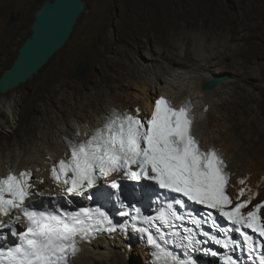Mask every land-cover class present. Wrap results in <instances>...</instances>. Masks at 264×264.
Wrapping results in <instances>:
<instances>
[{"label": "bare ground", "instance_id": "obj_1", "mask_svg": "<svg viewBox=\"0 0 264 264\" xmlns=\"http://www.w3.org/2000/svg\"><path fill=\"white\" fill-rule=\"evenodd\" d=\"M149 1L143 6V0H117L119 34L114 43L99 39L94 44L89 52L94 75L87 82L42 85L50 102L46 100L42 109L52 113L42 123L31 117L16 133L22 138L13 148L3 150L0 145V176L9 170L30 171L36 186L52 193L56 187L48 171L59 157L67 156L65 138L89 134L112 107L145 113L151 111L154 99L167 96L177 105L185 99L194 103V134L205 148L213 144L225 156L232 197L241 187L264 196V119L254 105L259 80L256 58L264 44V24L255 13L264 7L262 0L247 5L244 0L236 4L230 0L232 8L222 0ZM188 1L196 8L195 15ZM196 32L211 39L209 44L195 46L201 42ZM225 72L232 75L230 80L202 89L205 81ZM120 96L126 101L118 102ZM12 100H0V118L10 112ZM26 111L34 115L38 107L27 106ZM17 125L6 130L16 132ZM241 179L244 184L238 183ZM248 195L246 191L242 198ZM149 259V250L130 236L99 234L81 241L69 264H150Z\"/></svg>", "mask_w": 264, "mask_h": 264}, {"label": "snow or ice", "instance_id": "obj_2", "mask_svg": "<svg viewBox=\"0 0 264 264\" xmlns=\"http://www.w3.org/2000/svg\"><path fill=\"white\" fill-rule=\"evenodd\" d=\"M139 113V109H137ZM193 118L190 101L179 108L173 107L163 96L154 102L150 118L142 119L138 114L112 110L101 128L84 141H68L70 156L61 158L50 170L51 179L63 188L65 197H83L101 181H110L108 187L121 208L122 216H130L131 228L147 235V243L155 249L157 264H197L190 252L201 250V246L212 243L222 246L230 252L237 249L251 253L257 247H264V240H256L249 231L264 238V201L256 203L249 210V205L257 195L243 187L237 191L235 202L227 194L229 176L220 155L212 147L202 150L199 141L192 134ZM113 174L135 182L146 181L145 188L156 193L163 190L167 206L157 216L141 214L140 208L127 206L121 199L120 182L112 178ZM32 173L21 171L18 174L9 172L0 177V241L5 237L2 230H8L17 241H10L8 246L0 243V264H69V257L78 251L79 241L90 239L99 231L123 230L128 223L114 224L113 219L101 207H79L69 211L61 207L56 200L45 203L36 198L45 193L34 191L30 182ZM43 183V180L40 181ZM238 183L244 184L243 179ZM249 191L247 198L241 199ZM172 194H177L173 196ZM89 200L92 196L87 197ZM69 203L71 201L69 200ZM190 204L201 205L211 210L204 217L191 212L180 215L174 205L188 208ZM54 204L55 208H50ZM18 210L21 215L12 216ZM219 217L230 227H221ZM135 213L134 215L132 213ZM26 222L23 230L15 227L21 219ZM189 220L197 229L210 223L212 231L197 232L183 228V234L177 229L180 225L174 221ZM142 221L145 227H137ZM166 227L162 232L154 222ZM156 228V233L152 228ZM232 233L242 237L234 238ZM198 235L204 237L197 239ZM179 242L184 249L180 258L165 245ZM205 254L217 256V251L204 247ZM259 264H264V253L258 256ZM225 264H238L232 255L224 254Z\"/></svg>", "mask_w": 264, "mask_h": 264}, {"label": "rangeland", "instance_id": "obj_3", "mask_svg": "<svg viewBox=\"0 0 264 264\" xmlns=\"http://www.w3.org/2000/svg\"><path fill=\"white\" fill-rule=\"evenodd\" d=\"M43 1L44 0H0V75L4 69L12 64L22 42L30 34V26L35 10ZM85 1V9L77 20L65 46L54 54L50 60L26 82L5 94H0V100L2 99V101L9 102L13 97L10 112H5L0 118L3 122L0 125V136L3 137V139L0 140V145L3 150L13 148L16 139L20 140L22 138L20 135L16 136V133L19 132V128L26 126V122H29L31 117H35V121L40 123L48 120L47 114L49 115L52 112L51 110L45 112L42 109V106H44L43 103L46 100L50 103L43 91L44 88L42 85L52 84V86L60 87L66 80L71 82L74 81L79 85L84 84L94 75L92 63L89 59V52L94 44L99 39L104 40L108 44L115 42L114 40L118 36L121 26L119 24V19L115 15L117 0ZM148 1L149 0H143V6L150 5L151 2ZM212 1L213 0H208L209 3H212ZM222 1L232 8L233 2L230 0ZM244 1L247 5L251 0ZM261 2V6H264V0ZM234 4H236V0H234ZM188 8L191 14L195 15L196 8L192 1H188ZM215 17L217 18L218 15L216 14ZM255 18L260 19L264 24V7L260 8L259 11L255 13ZM198 22L200 23V20H198ZM197 34H199V36ZM197 34L196 40L199 39L201 42L197 43L195 46L201 45V43L203 44L204 42L209 44L211 41V39H205L201 33ZM259 48L261 54L257 55V64L255 66L259 80L256 82V88L254 89V94L256 95L254 105L259 108V117L264 119V44H261ZM144 53L148 54V50L145 49ZM79 61H83L85 65V72L83 74L76 72ZM220 76L226 77L225 80H230L232 78L229 72H225ZM182 77L187 78L185 76ZM62 89L63 87L60 88L59 93ZM59 93L58 96H60ZM138 93L143 96L142 92ZM117 101H126V97L120 96ZM134 102L135 101H131L130 104L133 105ZM27 106L38 107L37 114L31 115L30 111L27 112ZM19 117L20 119H18ZM27 119L29 120L27 121ZM69 119L71 120V117H69ZM16 123L18 124L16 132L6 130L14 128ZM15 136L16 138H14Z\"/></svg>", "mask_w": 264, "mask_h": 264}, {"label": "water", "instance_id": "obj_4", "mask_svg": "<svg viewBox=\"0 0 264 264\" xmlns=\"http://www.w3.org/2000/svg\"><path fill=\"white\" fill-rule=\"evenodd\" d=\"M85 6V0L43 1L34 13L30 34L22 42L12 64L0 75V94L26 82L65 46ZM76 72H85L83 61L78 62ZM224 79V76L209 79L202 84V89H211Z\"/></svg>", "mask_w": 264, "mask_h": 264}, {"label": "clouds", "instance_id": "obj_5", "mask_svg": "<svg viewBox=\"0 0 264 264\" xmlns=\"http://www.w3.org/2000/svg\"><path fill=\"white\" fill-rule=\"evenodd\" d=\"M81 14H82V13H81ZM159 97H161V96H159ZM159 97H157L156 99H158ZM163 97H165L167 100H169L170 102H172V104H173L174 106H180V105H181L183 102H185V101H190L191 104L194 105V103L192 102L191 99H185L180 105H177V104L174 103L169 97H167V96H163ZM156 99L153 100L152 108L154 107V102H155ZM112 109H120V110L128 111V112L131 113V114H134V113L131 111V109H128V108L122 109V108H118V107H112L111 110H112ZM111 110H110V112H111ZM194 110H195V107H194ZM151 111H152V109H151ZM151 111L148 110L147 112L142 113L141 116H142V115H145V114L150 115ZM194 113H195V111H194ZM195 115H196V114H195Z\"/></svg>", "mask_w": 264, "mask_h": 264}, {"label": "trees", "instance_id": "obj_6", "mask_svg": "<svg viewBox=\"0 0 264 264\" xmlns=\"http://www.w3.org/2000/svg\"><path fill=\"white\" fill-rule=\"evenodd\" d=\"M39 7H40V6H39ZM39 7H38V8H39ZM38 8H37V9H38ZM37 9H36V10H37ZM36 10H35V11H36Z\"/></svg>", "mask_w": 264, "mask_h": 264}]
</instances>
